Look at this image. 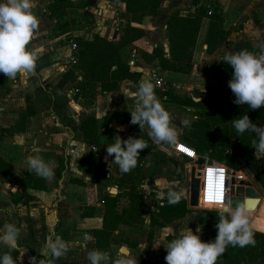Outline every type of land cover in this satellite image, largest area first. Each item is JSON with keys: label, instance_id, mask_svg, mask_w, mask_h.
<instances>
[{"label": "rangeland", "instance_id": "374dc122", "mask_svg": "<svg viewBox=\"0 0 264 264\" xmlns=\"http://www.w3.org/2000/svg\"><path fill=\"white\" fill-rule=\"evenodd\" d=\"M71 1L74 3V6L66 9L63 20L59 22V26L64 24L67 25L65 28H60L54 18L48 17L51 23L47 25L40 24L38 30L35 32L37 38L41 40V46L37 47V49L36 46H28L29 50L34 52L37 57L34 71L27 75L18 74L15 79H7L9 90L6 94L0 95V134L1 137H3L0 142V152L8 151L16 158L17 155L20 157V153H18L20 150L23 154H27L26 151L31 149V147L35 148L33 149L35 152L39 153L42 152V150L44 152V147H46L44 144L48 143V148L54 149L57 147L59 149V154H62L64 141L56 143V140L62 135L63 130L66 131L64 128L66 123L64 122H69V113L65 106H69L70 110L73 109L75 112H79V107L82 106V110L91 112L96 95L102 93L98 85H90L88 83H85V87L82 90L79 89L78 92L74 91L77 85L76 82L81 80V76L78 75V71L73 68V63L69 60V54H72L73 51L76 50V47H74L71 52L68 49L70 42L76 43V38L91 39L93 35L98 34L91 32L94 26V17L97 15L95 8L98 0ZM0 2H4V0H0ZM212 2L213 1L210 0L209 4L203 3L201 5L199 4V6L211 9L213 6ZM43 6L44 5L41 3L42 8ZM46 6L47 4L44 6L45 10ZM89 6L91 7V11L88 10ZM199 6L196 9H198ZM38 10L39 8L36 2V7L33 9L34 14L38 13ZM123 12L116 15V17H118L117 26L120 32L119 37L121 36V31L124 26L126 24L130 26V23H133L128 21V15ZM169 14L163 15L162 17L158 9L157 13L153 16H143L140 23H145V18V21L149 20V23L152 25H155L157 22L159 25L162 23L165 25V20ZM205 14L208 15L209 13L206 11ZM184 15H188V13H184ZM223 20L222 29L227 31L223 41L229 42V40H231L229 35L230 29H225L223 27ZM76 26L78 30L80 28L83 31L72 33L70 29ZM113 26L115 25L113 24ZM156 33L157 31L149 34L144 33L141 38H138L141 39V44H132L129 42L128 45H125L121 50L122 60H127L131 48L136 47L139 49V53L148 55H151L154 47L162 48V50L166 52L167 40L165 26L164 40L162 35ZM133 35L136 36V33L131 34L129 31V41L130 37ZM162 42L166 43V50L164 46L161 45ZM223 45L225 44H222L220 46L221 48L219 47L221 51H225V49L228 48ZM258 45L260 46L257 48H264V36L262 34L260 35V42H258ZM146 49L150 51L148 52ZM193 51L194 48L192 49V56ZM166 54L167 53H165V56L167 57ZM224 54L222 55L221 53L218 54V56L214 55L215 57H212V59H202L201 61H197L196 59L193 61L191 59V68L189 72L180 75V79L174 80V82L178 84L177 87L174 86V83L165 81L161 82V86L155 89V92L157 93V99L162 100V106L170 113L172 124L177 131V140L185 137L195 139L193 132L200 133L199 136L207 140V144H209L207 149L208 152H212L215 147L220 148L222 149V155L229 157L237 165L238 168L233 170L236 171L237 174L235 175L238 176L240 182L243 174L247 177L250 185L260 197L256 211L252 217H248L253 233L260 235L264 234V186L257 175L259 174L264 178V155H254L255 150L251 147L252 140L255 138L254 133L245 132L243 135L238 134V137H233L232 133L237 132L231 121L247 114L253 123H256L258 126H264L262 117L263 109L261 107L260 109L252 110L249 106H238L233 103L235 96H232V94L228 96L229 102L224 100L223 105L216 106L213 109L207 108V103L205 102L208 70L205 71L204 68L215 64L219 60H223ZM43 61L50 62V64H52L51 69H44L41 64ZM72 68L73 73L71 76L67 79L63 78V73L66 70L71 71ZM229 77L232 78V76ZM214 83L215 82L212 84ZM177 89H180L179 93H177L180 94V96L175 93ZM218 91L223 92L225 90L219 87ZM185 94H189L188 98L190 99L192 98L190 96H193L195 99L199 100L197 101V105L179 103L174 99V97L187 98ZM25 96L30 97L33 114L31 116L22 117L21 113L25 106ZM82 114L81 117L75 119L76 123L71 125L73 128H76L77 125L87 117L96 119L93 113ZM106 114L107 113H105L104 116ZM128 115H130V113L126 112L122 117L125 119ZM104 116L100 119H96V123L98 129L104 127V131H106L107 123ZM183 121H187L188 123L184 124L182 123ZM200 121H207V133L203 132L200 128ZM133 127L138 137L143 133L148 136L149 131L147 127L144 128V132H142L138 125H134ZM104 131H100V133ZM14 132H19L21 134L19 137H14V135L12 136ZM29 133H34V136L29 137ZM147 139V151L140 152L141 159L138 163L139 173L137 174L138 176L144 177L139 185L142 189L143 209L138 212L136 217L132 218L125 215L122 217L130 220L131 223L117 226L113 231L114 239L109 243L107 252L111 254L112 259H118L121 256V249L126 247L130 251L131 257L136 259L137 264H141L142 258H147L149 264H165L164 257L167 252L164 246H166L168 242L181 233H187L189 230L199 235L202 240L203 231L205 230L204 224L218 218V216L199 219L200 214L198 211L214 210L202 208L199 205L195 208L188 207L191 211L186 213L183 217L170 220L163 227H154L153 234L151 238L148 239V231L151 229L149 226L148 214L154 210L153 203L155 201H160L167 196L174 197L173 194H176L185 200L187 206L189 184L187 165L190 164L191 161L177 154L168 144L157 145L150 137ZM177 143L178 141L170 145L174 147ZM105 147L106 142L104 141L99 144L96 149V152L100 155L101 160H103L105 164V171L107 174L103 179L98 180L97 184L109 186V189L105 192L108 191L112 196H117L115 209L119 212L122 208H126L129 205V199L126 195V189L122 188L120 190L117 189L116 186L114 189L113 185L120 182L122 179L118 166L112 163L114 161V156L109 157L105 150L103 152V148ZM23 148L25 151H23ZM235 148H249L251 150V155H249L247 161H244L240 157L235 151ZM204 157L206 160H216L224 163V160L210 158L209 155ZM42 158L45 161L53 160L52 154H47ZM253 166L255 167V171L251 170ZM15 170L18 171L19 169L16 167ZM20 170L21 173L19 174L22 177L24 171L22 169ZM20 178H18L16 185H21ZM9 181L13 182L12 178L9 179ZM240 182L238 184H240ZM52 183L56 184L55 176L52 178ZM197 228L199 229V233L196 232ZM166 229H171L172 231L169 232L166 231ZM167 235H172V237L168 238L166 237ZM254 238L256 241L255 246L246 247L249 254L245 256L244 264H264V245L260 243V239L256 238L255 235ZM91 242V240L88 241L82 237L80 245L76 246V250L78 251L81 248L83 249L82 256L84 258H87L88 252L93 250ZM143 246H145V248ZM14 249L18 251V260L21 264H41L40 259L34 256V254H32L33 252H30L32 250L24 246L21 240L17 239V248ZM74 252V248H68L67 253L73 254ZM68 258L70 257L68 256Z\"/></svg>", "mask_w": 264, "mask_h": 264}, {"label": "crops", "instance_id": "0c3cea01", "mask_svg": "<svg viewBox=\"0 0 264 264\" xmlns=\"http://www.w3.org/2000/svg\"><path fill=\"white\" fill-rule=\"evenodd\" d=\"M50 1L52 0L34 1L35 4L37 2L40 10H38V13H35L39 20V25L51 23L44 7ZM209 1L210 0H161L158 9L162 17L173 11H178L180 14H193L199 4H209ZM212 1V5L221 13L224 19L223 27L225 29H230L229 35L231 40L223 43L225 44L223 46L228 47L225 51H221V44L219 46L220 48L218 47L210 53L206 52V45L203 42V38L208 24V18L205 16L202 17L194 45L193 61H195V59L197 61L212 59V57H215L214 55L218 56V54L221 53L223 55L224 53L234 52V46L245 41H248L253 47L260 46L258 45V42H260V35L262 34L264 36V0ZM41 3L44 5L43 8L41 7ZM90 9L91 7L89 6L88 10L91 11ZM95 9L97 15L94 17L95 21L91 32L98 33L100 36L115 42L120 35L119 27L117 26L118 17H116V15L124 11L123 4L120 2L98 0ZM144 22V25L142 23H130L131 28L141 31V35L130 37V43L141 44V39L138 38H141L144 33L149 34L152 32L155 33L156 31L158 34L162 35L164 40V23L159 25L157 22L155 25H152L149 23V20L145 21V18ZM113 24L115 26H113ZM77 26L72 27L70 31L72 33L82 32L83 30L80 28L78 30ZM40 44L41 40L34 34V39L30 42L29 46H36L37 49V47L41 46ZM161 45H163L166 50V43L162 42ZM68 49L71 52L69 46ZM131 50L135 52V56L129 70L137 74L136 80H120L116 89L97 94L93 109H91L92 111L90 110L91 112H85L82 110V106L79 107V112H75L73 109L70 110L69 106H65L69 113V122H64L66 123L64 126L66 131L63 130L62 135L56 140V143L64 141L62 154H59V149L57 147L54 149L48 148V143L44 144L46 147H44V152L43 150L39 152L40 154L33 151V149H35L34 147L28 149L26 151L27 154H23L20 150L18 152L20 153V157L17 155L16 158L8 151L0 152V158L12 165L11 173L7 176L0 177V228H2L5 223L15 224L19 230L18 240H21L24 246L29 247L32 250L30 252H33L32 254L38 257L43 264H89L87 258L82 256L83 249L81 248L78 251L76 250V246L80 245L82 237L84 238L85 235H90V230L100 227L103 206L99 201V194L109 189V186L97 184L100 179L95 178L91 171L83 172L77 168V159L80 158L84 152L94 151L95 148L86 144L83 141L81 132L71 126L73 123H76L75 119L81 117L83 115L82 113H93L96 119H100L108 112L119 115L126 112L130 113L134 110V100L131 97H126L123 94L125 91L129 93L134 92L141 80H150L153 82L154 78H160L162 82L167 81L168 83H174V86L177 87L178 84H176L174 80L180 79V75H184L182 73L160 69L156 59L146 61L141 56V53H139L137 47L131 48ZM146 51L149 52L150 50L146 49ZM128 59L129 56L127 57V60ZM41 64L44 69H51L52 64H50V62L43 61ZM207 80V86L212 85L214 82V80L208 76ZM154 89L157 88L154 86ZM179 90L180 89H177L175 93L180 96V94H177ZM155 94L157 93L155 92ZM185 95V97H189V94ZM190 97H192L191 99L195 102L199 101L193 96ZM159 102L162 104V100H159ZM106 123V131H104V127L98 129L100 144L104 141L106 142V147L103 148V152L104 150L106 152V148L113 143V138L117 135L124 140H127L129 137L140 138L134 132L133 124L130 122H126L122 119H114L112 121L106 120ZM146 127L147 126H145V128ZM100 131L104 132L100 133ZM23 133L26 134L25 132ZM20 134L19 132H14L12 136L19 137ZM33 136L34 133H29V137ZM177 141L179 142V140ZM168 145L169 147L171 146L170 144ZM23 151H25L24 148ZM47 154H52V158L56 162L54 168L56 184L52 183V179H45L44 189L25 188L23 192L28 196L25 198L22 192V181L24 172L28 169L27 159L34 156L43 157ZM66 156L67 164L64 166L60 176H58L55 171L58 165V158ZM101 161L103 162V160ZM16 167L19 169L18 171L15 170ZM20 169L24 171L22 177L19 174L21 173ZM106 175L105 173V176ZM11 178L14 183L9 181ZM18 178H20L21 185H16ZM70 178H78L82 180L83 183L77 184L70 182ZM113 186L115 189L116 185ZM107 193L111 195L108 191ZM88 205L92 206L91 215L81 216V212ZM56 236L61 237L67 242V247L69 249L74 248L75 252L73 254L66 253L59 259L54 258L46 248V243L49 239H55ZM68 256L70 258H68ZM73 256L76 260L73 259ZM216 264H221V259H218Z\"/></svg>", "mask_w": 264, "mask_h": 264}, {"label": "trees", "instance_id": "16d2710c", "mask_svg": "<svg viewBox=\"0 0 264 264\" xmlns=\"http://www.w3.org/2000/svg\"><path fill=\"white\" fill-rule=\"evenodd\" d=\"M113 2H120L124 6V14L128 15L129 22L140 23L143 16L149 15L153 16L157 13L159 4L161 0H106ZM74 6L71 0H52L46 6V12L48 17L54 18L58 23L63 20L65 11L67 8ZM209 8L204 6H199L198 9L193 14H180L178 11L171 12L165 20V30H166V40H167V51L164 52L162 48L154 47L152 49L151 55L141 53V56L147 61L156 59L157 65L162 70L178 72L186 74L191 68L192 59V49L195 45V40L198 34L199 25L202 17L208 18V24L204 34L203 42L206 45V52L210 53L214 49L218 48L224 43V37L227 31L222 29V15L212 7L208 15L206 11ZM67 25L59 26L60 28H65ZM129 31L130 33H136V36L141 35L139 29H134L126 24L121 31V36L116 42L107 40L95 34L91 39L76 38L75 47L76 50L73 51V68L78 71V75L81 76V80L76 82L74 88L75 92L79 89L85 87V83L90 85H98L100 91L107 92L117 88L118 82L123 79L136 80L137 74L129 70L127 60L123 61L121 58V50L125 45L129 44ZM135 36V35H133ZM242 50H247L258 54L260 49L253 47L248 41L234 46V52H239ZM167 53V57L165 56ZM72 70H66L63 73V78L67 79L73 73ZM205 71L208 70L207 76L214 80V84L206 86L205 102L206 107L213 109L216 106L223 105L224 100L229 102L228 96L233 93L228 87V82L231 79L233 70L229 65L225 64L224 60H219L215 64L209 65L204 68ZM225 77V78H224ZM224 78V79H223ZM219 87L225 91H218ZM9 90L7 78L0 73V95L6 94ZM176 102L188 103L190 105H197L198 102L191 100L190 98H177ZM24 110L21 113L22 117L31 116L33 114V108L31 106L30 97H24ZM231 104V103H228ZM247 107L248 105H243ZM262 117L264 120V107H262ZM124 114H115L112 112L107 113L104 117L107 121L122 119L126 122L131 121V116L128 115L124 119L122 117ZM261 117V118H262ZM200 128L203 132H208L207 121H200ZM134 126V125H133ZM76 129L81 132L83 141L94 147V151L84 152L80 158L77 159V168L83 172L91 171L93 176L97 179H103L105 177V164L101 161L100 155L96 152L97 146L100 144L98 139V126L96 119L93 117H87L83 119ZM144 135V136H143ZM200 133L193 132L195 139H190L185 137L179 139V142L186 145L196 152L198 155L206 156L209 155L210 158L217 160H224L225 165L231 169L236 170L237 165L229 158L222 155V149L214 148L212 152H208L207 149L209 144L207 140L202 139ZM233 137H238V133L233 132ZM146 143L148 137L145 133L140 136ZM3 137L0 134V141ZM149 148V147H148ZM147 150L144 149L143 152ZM235 151L240 155V157L247 161L249 155H251V150L249 148H235ZM189 160L187 157H185ZM141 156L138 159L140 162ZM206 160V158H205ZM137 166L129 173H120L121 181L115 183L117 189H126V195L129 199V205L126 208H122L119 212L115 209L116 195H109L107 192L99 194V201L103 206V215L101 219V225L99 228L90 230V236L93 237L91 240V246L93 249H98L100 251L108 250V245L114 239L113 231L118 225H128L131 223L130 220L122 218L124 215L127 217H136L138 212L143 209V196L142 189L139 187L141 181L144 179L143 176H138L139 168ZM67 164V156L58 158V165L55 169L56 174L60 176L64 166ZM202 167V166H201ZM200 167V169H201ZM194 168V173L198 170V167L191 161L187 165L188 180L190 177L191 169ZM252 171H255V167H251ZM12 171V165L0 158V177L7 176ZM237 174V173H235ZM260 182L264 186V178L257 175ZM23 187L22 192L25 188L33 189H44L45 179L37 176L34 172H30L27 169L23 176ZM70 182L82 184V180L78 178H70ZM238 184V183H237ZM242 187L251 186L247 177L243 174L240 184ZM235 187V186H234ZM252 187V186H251ZM257 193V192H256ZM24 197L28 196L23 192ZM234 197H239L241 200L245 198L244 194H234ZM257 198L259 202V195L257 193ZM174 197H164L160 201H155L153 203L154 210L148 214L149 226L151 229L148 231V239L151 238L153 234L154 227H163L170 220L183 217L186 213L191 211L190 208L186 206L185 200L179 197L178 202L171 203ZM252 209H248V217H252L257 209V204ZM198 205H200V196L198 195ZM207 209H213V207H203ZM92 213V206L88 205L81 212V216H90ZM199 219L218 216L217 212L209 210H200ZM218 218L210 220L204 224L205 230L203 231V242L214 241L217 230L215 228ZM254 234V233H253ZM256 238L260 239V243L264 245V234H254ZM166 237H172V235H167ZM4 253H10L15 261V264H21L18 260V251L16 249H10L9 247L1 244L0 245V256ZM249 254L246 247H232L228 246L226 252L221 259V264H244L245 256ZM141 264H149L147 258L141 259ZM166 264V263H165Z\"/></svg>", "mask_w": 264, "mask_h": 264}, {"label": "clouds", "instance_id": "9594fccd", "mask_svg": "<svg viewBox=\"0 0 264 264\" xmlns=\"http://www.w3.org/2000/svg\"><path fill=\"white\" fill-rule=\"evenodd\" d=\"M35 7L34 0L0 2V73L7 79H15L18 74L27 75L36 67V54L28 48L39 27V20L33 12ZM223 60L233 70L228 82V87L235 96L233 103L238 106L248 105L252 110L264 107V48L260 49L259 54L247 50L226 53ZM123 94L134 100V110L130 112L131 124L138 125L142 132L147 126L148 136L157 145L176 143L177 131L170 113L157 99L154 84L150 80H141L136 91H125ZM231 123L239 135L254 133L251 145L255 150L254 155H264V126L253 123L247 114L233 119ZM144 149H147V143L141 137L124 140L117 135L106 148V153L109 157L114 156L112 163L118 166L119 172L127 174L137 166L140 152ZM27 163L30 172L46 180L53 178L54 160L45 161L40 156H34L29 157ZM173 196L174 199L170 202H178L179 196ZM213 203L211 210L218 215L214 241L203 242L192 230L181 233L164 246L167 252L164 257L166 264H216L228 246H255L246 202L232 207L230 203H223L218 196ZM196 232L199 233L198 228ZM18 234L15 224L5 223L0 228V244L10 249L16 248ZM84 239L92 240L93 237L85 235ZM46 248L56 259L68 251L67 242L59 236L49 239ZM87 260L89 264H137L126 247L121 249L118 259L113 260L109 252L93 249L88 252ZM0 264H15V261L10 253H4L0 256Z\"/></svg>", "mask_w": 264, "mask_h": 264}, {"label": "built area", "instance_id": "2783aa9c", "mask_svg": "<svg viewBox=\"0 0 264 264\" xmlns=\"http://www.w3.org/2000/svg\"><path fill=\"white\" fill-rule=\"evenodd\" d=\"M208 13L210 10L208 9ZM70 50H73L75 43L70 42ZM134 51L131 50L127 64L130 67L134 60ZM70 62H74V57L69 54ZM162 80L160 78H154L153 84L156 88L161 86ZM173 151L184 157H187L190 161L195 160L198 156L196 152L191 150V148L178 142L176 146H170ZM93 149V148H92ZM205 159V157H204ZM199 176V190L198 195L200 196V205L202 208L205 206L214 207V201L217 200L219 196L223 203H225V197L228 193V188L234 186L239 182V178L235 175L233 169L216 160H205L202 164Z\"/></svg>", "mask_w": 264, "mask_h": 264}, {"label": "water", "instance_id": "95a60500", "mask_svg": "<svg viewBox=\"0 0 264 264\" xmlns=\"http://www.w3.org/2000/svg\"><path fill=\"white\" fill-rule=\"evenodd\" d=\"M197 167L196 172L190 173L189 184H188V196H187V207H197L198 200V190H199V176H200V167L205 162L204 156H198L195 160L192 161ZM240 182V181H239ZM238 182V183H239ZM234 194H244L245 198L241 200L239 197H234ZM241 202H246L247 209H252L258 202L257 193L251 186L242 187L240 185L230 186L228 188V193L225 197V204L230 203L232 207H235Z\"/></svg>", "mask_w": 264, "mask_h": 264}, {"label": "bare ground", "instance_id": "6f19581e", "mask_svg": "<svg viewBox=\"0 0 264 264\" xmlns=\"http://www.w3.org/2000/svg\"><path fill=\"white\" fill-rule=\"evenodd\" d=\"M191 173L194 174V168L191 169ZM235 173H236V172H235ZM236 184H237V183H236ZM236 184H235V185H236ZM235 185H234V186H235ZM197 202H198V200H197Z\"/></svg>", "mask_w": 264, "mask_h": 264}]
</instances>
